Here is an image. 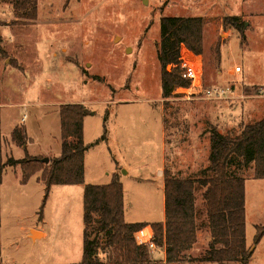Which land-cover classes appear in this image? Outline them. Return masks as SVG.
<instances>
[{"label": "rangeland", "instance_id": "rangeland-1", "mask_svg": "<svg viewBox=\"0 0 264 264\" xmlns=\"http://www.w3.org/2000/svg\"><path fill=\"white\" fill-rule=\"evenodd\" d=\"M38 10L37 20L20 22L10 1L0 0L2 134L8 139L26 115L32 149L48 147L59 156L60 106L86 105L85 185L108 184L118 172L127 222L164 220L165 169L189 177L206 168L212 125L238 135L245 124L264 118V0H38ZM164 17H204V83L233 85L234 97L210 100L181 88L163 99L158 44ZM225 17H238V28L224 27ZM105 134L109 141L102 140ZM11 146L9 141L7 150ZM23 151L14 148L15 156ZM239 173L246 178L250 264H264V238L255 244L257 226L264 225V179L254 178L253 165ZM39 174L23 184L20 170L6 169L0 264H79L85 187L54 186L40 219L46 186ZM197 197L204 209L202 191ZM31 230L40 239L31 238ZM211 239L203 228L188 254L205 255ZM151 249V260L143 264H168Z\"/></svg>", "mask_w": 264, "mask_h": 264}, {"label": "trees", "instance_id": "trees-1", "mask_svg": "<svg viewBox=\"0 0 264 264\" xmlns=\"http://www.w3.org/2000/svg\"><path fill=\"white\" fill-rule=\"evenodd\" d=\"M9 1L18 21L38 19V0ZM237 22L238 17H225L223 26L231 23L238 28ZM204 25V17L162 18L158 56L163 99L190 86L181 66V49L185 45L197 55L204 53ZM223 44V40L218 43V52ZM169 65L172 70H168ZM89 114L82 103L60 106L62 152L49 157V163L28 153L27 129L17 126L12 139L18 146H25L26 157L4 161L0 107V222L1 187L7 167L21 166L23 184L41 173L46 195L40 219L53 186L86 183L85 158L90 146L85 142L84 122ZM209 132L210 163L198 175L180 177L165 169V222H127L125 190L118 174L108 184H86L84 251L79 264H143L152 258V243L166 249L168 264H250L254 248L247 245L246 178L239 170L253 165L254 178L264 179V118L245 124L238 135L224 134L216 125ZM102 140L108 141L107 134ZM200 191L204 209L197 206ZM203 228L211 234L209 249L201 257H191L188 252L197 244ZM263 238L264 225H258L255 244Z\"/></svg>", "mask_w": 264, "mask_h": 264}, {"label": "built area", "instance_id": "built-area-1", "mask_svg": "<svg viewBox=\"0 0 264 264\" xmlns=\"http://www.w3.org/2000/svg\"><path fill=\"white\" fill-rule=\"evenodd\" d=\"M181 66L184 70V75L191 81L189 87L182 88L188 95L201 96L210 100H224L235 96L236 89L233 85H205L203 62L199 55L185 45L181 49ZM240 70L241 68L238 67V71ZM151 247L155 249L156 245L152 243Z\"/></svg>", "mask_w": 264, "mask_h": 264}, {"label": "crops", "instance_id": "crops-1", "mask_svg": "<svg viewBox=\"0 0 264 264\" xmlns=\"http://www.w3.org/2000/svg\"><path fill=\"white\" fill-rule=\"evenodd\" d=\"M17 20V19H16ZM10 22H8V24H9ZM0 27H2V26H0ZM257 88H258V90L260 91V92H262V90H263V87L262 86H260V85H258V86H256ZM0 107H1V111H2V113H3V108H2V106L0 105ZM25 117H26V115L24 116V118L21 120V122L20 123H18L17 125H14V127H12V129L10 130V137L8 138V139H5V137L3 136V134H2V138H3V159H4V161H6L9 157H15L16 159H23V158H25L26 157V152H25V146H18L14 141H13V139H12V132H13V130L17 127V126H19V125H21V124H25V126H26V119H25ZM214 122V121H213ZM3 123V122H2ZM216 124H219V121L218 122H216ZM220 127H221V125H220ZM26 129H27V133H28V136H29V130H28V128H27V126H26ZM60 130H61V118H60ZM29 141H28V144L26 145V148H27V151H28V153L31 155V156H35V157H37V156H48V157H57L55 154L53 155L52 153H54L53 152V150L51 149V148H48V147H43L42 149H35V150H33L32 149V145H36V142H35V140L34 139H31L30 137H29ZM61 140H62V130H61ZM6 141H7V144H8V142L10 141L11 142V144H12V146H11V148H10V150H7V144H6ZM108 141H109V138H108ZM14 148H18L19 150L20 149H23L24 151H23V154H21L20 153V155L19 156H15V154H14ZM61 152H62V149H61ZM88 153V152H87ZM87 153H86V155H87ZM61 155V154H60ZM59 155V156H60ZM165 166V165H164ZM7 169V168H6ZM6 169H5V172H4V177H3V184H2V186L4 185V181H5V175H6ZM15 170L17 171V172H19V170L21 171V173H22V169H21V166H17V167H15ZM85 172H86V177H87V169H86V158H85ZM39 174V173H38ZM115 174H119L118 172H114V174L112 175V178H113V176L115 175ZM163 174H164V169H163ZM41 174H39V176H40ZM39 176H38V178H37V180H39ZM32 179V178H31ZM112 180V179H111ZM164 181H165V174H164ZM30 182V181H29ZM56 186V185H55ZM79 186H86L85 184H79ZM54 187V186H53ZM53 187H52V189H53ZM83 188V187H82ZM51 189V190H52ZM165 191V190H164ZM85 192V191H84ZM164 207H165V194H164ZM165 214H166V211H165ZM165 220H166V215H165V218H164V220H162L161 222H165ZM33 230V229H32ZM32 230H31V238H33V235H32ZM36 231L38 232V233H40V235H41V238H44V237H46L47 236V232L45 231V230H43V229H40V228H36ZM34 239V238H33ZM37 239H40V238H37ZM37 239H34V240H37ZM157 248V249H156ZM156 250H158V251H160V253L163 255V257L161 258L162 260H163V262L164 263H167L166 262V249L164 248V247H157L156 246ZM155 249H153V250H155ZM155 252V251H154Z\"/></svg>", "mask_w": 264, "mask_h": 264}, {"label": "water", "instance_id": "water-1", "mask_svg": "<svg viewBox=\"0 0 264 264\" xmlns=\"http://www.w3.org/2000/svg\"><path fill=\"white\" fill-rule=\"evenodd\" d=\"M42 161L45 162V163H49L50 162V158L49 157H44L42 159ZM32 235H33V238H34L35 232H33Z\"/></svg>", "mask_w": 264, "mask_h": 264}, {"label": "bare ground", "instance_id": "bare-ground-1", "mask_svg": "<svg viewBox=\"0 0 264 264\" xmlns=\"http://www.w3.org/2000/svg\"><path fill=\"white\" fill-rule=\"evenodd\" d=\"M36 234H39L38 232H36Z\"/></svg>", "mask_w": 264, "mask_h": 264}]
</instances>
